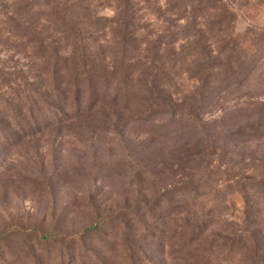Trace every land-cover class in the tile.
<instances>
[{
	"label": "rangeland",
	"instance_id": "obj_1",
	"mask_svg": "<svg viewBox=\"0 0 264 264\" xmlns=\"http://www.w3.org/2000/svg\"><path fill=\"white\" fill-rule=\"evenodd\" d=\"M43 3L0 0V264H264V0Z\"/></svg>",
	"mask_w": 264,
	"mask_h": 264
},
{
	"label": "trees",
	"instance_id": "obj_2",
	"mask_svg": "<svg viewBox=\"0 0 264 264\" xmlns=\"http://www.w3.org/2000/svg\"><path fill=\"white\" fill-rule=\"evenodd\" d=\"M44 1V3L42 4V6H46V0H43ZM20 7H18V9H19ZM21 9V8H20ZM46 14V13H45ZM43 16V15H42ZM45 18V20H46V17H44ZM23 24H24V22H23ZM17 29H19L20 27H19V25H17V27H16ZM26 28H28V27H26ZM44 63H46V61H44ZM79 74H81V76L84 78V80L85 81H87L89 84H91L93 81H95L96 80V78H100V80L102 79V78H104V80L105 81H107L108 80V78L109 77H107L106 75H101V74H99V71H96L95 69H89V70H82L81 72H79ZM77 76H78V73H77ZM71 77H75V76H71ZM147 90H150L151 92H153L154 91V93H157L158 95H160L157 91H156V89L155 88H152L151 87V89H147ZM79 90L77 89L76 90V94H80L79 92H78ZM83 91V90H82ZM161 97V96H160ZM163 103L162 104H166V105H168V106H171V104H170V102L169 101H167L166 99H162L161 100ZM160 104V103H159ZM165 106V105H164ZM195 118H198L197 116L195 117ZM189 148H183L181 151H177V152H179V153H176V156H178V155H181V154H183V152H185V151H187Z\"/></svg>",
	"mask_w": 264,
	"mask_h": 264
}]
</instances>
